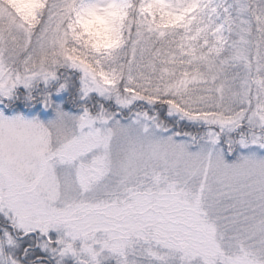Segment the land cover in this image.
<instances>
[{
	"label": "snow or ice",
	"instance_id": "snow-or-ice-1",
	"mask_svg": "<svg viewBox=\"0 0 264 264\" xmlns=\"http://www.w3.org/2000/svg\"><path fill=\"white\" fill-rule=\"evenodd\" d=\"M0 264H264V0H0Z\"/></svg>",
	"mask_w": 264,
	"mask_h": 264
}]
</instances>
